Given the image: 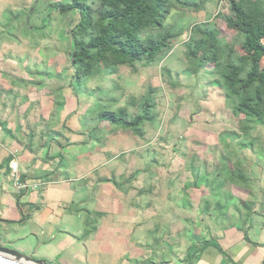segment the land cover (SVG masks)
Listing matches in <instances>:
<instances>
[{
  "label": "crops",
  "instance_id": "1",
  "mask_svg": "<svg viewBox=\"0 0 264 264\" xmlns=\"http://www.w3.org/2000/svg\"><path fill=\"white\" fill-rule=\"evenodd\" d=\"M1 34L4 247L49 264H232L204 245L216 240L235 264H264V132L257 139L264 120L252 122L249 134L241 132L228 98L210 79L222 109L203 105L190 113L188 154L180 151L163 172L164 152L148 139L157 121L145 127L143 139L99 124L92 118L100 97L92 96L91 108L84 103L100 88H74L73 79L69 87L62 69L56 77L51 60L39 56L51 32L40 41L27 39L39 53L30 64L19 60L16 31L8 40ZM151 68L121 67L91 80L134 79ZM142 96H128L123 104L113 98V107L134 116L138 109L131 114L127 107H138ZM235 168L247 174L248 184L232 183Z\"/></svg>",
  "mask_w": 264,
  "mask_h": 264
},
{
  "label": "trees",
  "instance_id": "2",
  "mask_svg": "<svg viewBox=\"0 0 264 264\" xmlns=\"http://www.w3.org/2000/svg\"><path fill=\"white\" fill-rule=\"evenodd\" d=\"M226 1L229 14L223 21L228 30L238 34L241 43L236 45L221 39L217 29L210 25H196L185 45V58L203 68L216 69L211 85L223 91L241 132L249 134L252 122L264 120V1ZM205 2L70 0L67 4L52 6L61 16L78 15L69 31L74 88L96 75L117 73L121 67L133 72L150 67L173 50L179 36L180 30L167 22L172 12L199 13L205 10ZM115 104L111 97L99 98L92 119L138 139L144 138L146 126H153L157 121L152 87L138 101V112L134 116H129L122 107L112 109ZM235 169L229 173L232 183L248 184L247 174ZM204 245L218 248L235 264L216 240Z\"/></svg>",
  "mask_w": 264,
  "mask_h": 264
},
{
  "label": "rangeland",
  "instance_id": "3",
  "mask_svg": "<svg viewBox=\"0 0 264 264\" xmlns=\"http://www.w3.org/2000/svg\"><path fill=\"white\" fill-rule=\"evenodd\" d=\"M69 1L70 0H0V33H2L1 38L8 40V38H12L11 35L16 31V34L19 35V43L17 44L15 38L12 41L14 47L19 51V60L22 62L26 61L27 64H30L38 60L39 53H36V47H29L30 44H28L27 39L34 37V39L36 38L40 41L42 38H47V33L51 32L50 38L43 44L45 48L44 50L42 49V55L39 56H46L51 60L53 68L52 74L56 77L61 68V75L65 79L63 83H67L70 87L74 70L71 65L69 31L70 27H73L77 22L78 15L72 14L70 16H64V18L52 9V6L58 3L67 4ZM191 1L198 2L199 0ZM205 1V10L202 12H172L167 22L169 25H174L180 30L173 50L158 59L152 65V68L147 70V73H144V77H140L138 74L133 76L135 77L134 79L132 77H124L122 81L115 80L113 77H108L103 79V81H98L99 83L88 79L81 85V89H85L89 92L100 88L97 92H92L95 94L87 96L88 101L84 103L85 107L83 106L85 109L92 107L93 97L95 99L97 97L102 99L111 97L119 101L122 100L120 104H123L127 102L128 96L139 98L147 92L149 87L155 89L157 125L156 128H149L151 136H149L148 139L153 141L152 143L155 145L157 144L156 148L158 147L159 151L162 149L164 152V163L161 166L163 172L169 170L172 158L176 157L180 151L188 154L186 143L190 136V113L193 110H202L203 105H209L216 111L222 109L224 105V100L220 97L219 90L217 91L212 86L208 87L209 80L215 77L212 74L216 73V69L212 66L203 68V66L195 62H188L185 58V45L190 38L191 30L195 28L196 25H210L217 29L221 39L228 42H235L236 45L241 43L238 34L228 30L223 21L229 14L227 1ZM21 12H23V14ZM51 20L52 25L49 29L48 26L51 24ZM45 22L48 23L47 26H45ZM27 26L41 29L30 30ZM18 57L15 56L16 61ZM164 68L166 70H164ZM139 70H146V68ZM21 71L23 70L21 69ZM24 77L27 76L24 75ZM55 84L58 85L59 81L52 80V85L56 86ZM102 89H110L111 93L109 90ZM211 92L215 93L217 96L213 95L215 97L214 100L208 98L209 96L206 95ZM205 95L207 96L206 98H204ZM198 106H200V108ZM227 108H229V106ZM112 109L116 110L117 108L113 107ZM127 109L131 114H134L138 107L128 106ZM191 119H193V117H191ZM234 119V124H237L236 119ZM209 121L211 120L209 119L208 123H210ZM212 124L217 126L219 122H212ZM263 132L264 128L262 127L259 136ZM259 136H257V139L261 138V136ZM248 148L250 150V147ZM154 153H157V151H154ZM260 158H263L262 155H260Z\"/></svg>",
  "mask_w": 264,
  "mask_h": 264
},
{
  "label": "water",
  "instance_id": "4",
  "mask_svg": "<svg viewBox=\"0 0 264 264\" xmlns=\"http://www.w3.org/2000/svg\"><path fill=\"white\" fill-rule=\"evenodd\" d=\"M0 264H49L43 260H36L21 252L4 247L0 243Z\"/></svg>",
  "mask_w": 264,
  "mask_h": 264
},
{
  "label": "built area",
  "instance_id": "5",
  "mask_svg": "<svg viewBox=\"0 0 264 264\" xmlns=\"http://www.w3.org/2000/svg\"><path fill=\"white\" fill-rule=\"evenodd\" d=\"M11 167H12V169H13L14 171L17 170V165H16V163H13Z\"/></svg>",
  "mask_w": 264,
  "mask_h": 264
}]
</instances>
